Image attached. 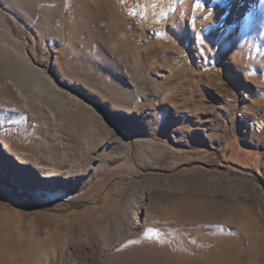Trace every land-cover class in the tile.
Masks as SVG:
<instances>
[{
    "label": "rangeland",
    "instance_id": "1",
    "mask_svg": "<svg viewBox=\"0 0 264 264\" xmlns=\"http://www.w3.org/2000/svg\"><path fill=\"white\" fill-rule=\"evenodd\" d=\"M45 1H0L32 60L0 64V264H264V0H80L82 38ZM101 58L138 85L132 118L85 85Z\"/></svg>",
    "mask_w": 264,
    "mask_h": 264
},
{
    "label": "bare ground",
    "instance_id": "2",
    "mask_svg": "<svg viewBox=\"0 0 264 264\" xmlns=\"http://www.w3.org/2000/svg\"><path fill=\"white\" fill-rule=\"evenodd\" d=\"M0 1L4 5L5 8H7L8 10H10L11 12L16 13V14H18L22 8L26 9L27 11H31L34 8L35 5H38L36 3V1L38 2V0H24V3H22L21 0H0ZM47 1L50 2V4L48 6L54 7V11L55 12L57 10H60V11L63 12V15L65 13L66 15H69L68 17L74 18V22L75 23H74L73 26H70V27H73V29H74L73 35L79 36V38H80L83 35V30H82L80 25L83 22V17H84V14H85V13L83 14L82 10L79 9L80 5H81L80 0H58V1L57 0L56 1L46 0L45 2L48 3ZM99 4H100L99 6L101 8V12L102 13L107 15V13L112 12L116 16V18L120 17V15L118 13L117 6H115V5L111 6V4L103 5L102 2H100ZM250 4H251V2L249 1L248 4H247L246 9H248V7H250ZM22 13L23 12H21V14ZM31 13H33V12H31ZM45 14H46L45 17H40V16H36L35 14H33L30 17L31 22L33 24L37 25V28L39 26H41L39 23L42 21L41 20L42 18L46 19L50 23H55V21H56L55 19L56 18L54 16H52V14L51 15L47 14V13H45ZM23 15H25V14L23 13ZM63 15H62V17H64ZM97 16H95V17H97ZM101 16L104 17V15H101ZM58 17H59V22L60 21L62 22V19H64V18H62L60 16H58ZM253 17L254 16H252V18ZM112 19H114V18H112ZM117 24H119V23H117ZM106 27H107V24H106ZM57 28H60V30L63 31L62 34L58 35V39L61 38V40L63 42L66 39V37H67V36H65L66 34L64 33L65 29L67 27H65L64 24H61ZM109 28L110 29H108V31L113 30V27L111 28V26H110ZM115 28H117V27H115ZM39 29H40V27H39ZM60 30H59V32H61ZM106 30H107V28H106ZM70 31H71V29H70ZM101 34L102 33L100 32V35ZM18 40L8 30L0 28V64L4 65L5 67L10 68V69H14V70L16 69V71H17V68H19V67H21L23 65L24 66H30L29 62L31 60V59H29V57L27 55L28 53H26V51H25V48L27 47V44L25 42L21 41V40L20 41H18ZM105 40L106 39H104V37H103V41H105ZM108 40L109 39H107V41ZM103 41H102V43H103ZM100 44H101V42H100ZM123 45H124V43H123ZM105 46H107V44L104 45V47ZM117 46L120 48L122 46V44L119 43ZM92 49H94V48H92ZM102 50H104V49H102ZM116 62H118V61H116ZM116 62L109 61V60H106L104 58L95 60L93 63L87 65L88 66L87 69H86V75H87L86 79L87 80L85 81V85L87 87H89V86L92 87L93 86V87H97L99 90H101V92L103 91L101 93L99 90H97V91H99V92H97V94H98L97 96L102 102L109 103L112 106V109L114 111H116V114L113 116V118L109 117V120H111L112 122L118 120V118L124 119L125 115H130V117L132 118L133 115H134L133 113L137 112L138 109H139L138 100L134 97L135 94H136L135 91L137 92V86L138 85L132 86V91H134V92H132L130 90V87L127 85L128 84V80L122 74V71L119 70L120 69V65L118 63H116ZM33 65H35V64L33 63ZM104 75H108L109 77L114 78L115 81L107 80L106 82H103L102 77ZM11 81H13V79H11ZM135 82H137V81H135ZM14 86H16V85H15V83L13 81V83H11V85H8V89L12 90V89H14L13 88ZM100 118H101V116H100ZM257 128H259V127H257ZM4 150L10 156H12L18 162V164H20V166H22L26 170L28 168L43 169V172L45 174L50 175L53 172H55L56 168H58V165L61 164L60 161L58 160L57 155H56V150L57 149L55 150L54 148L51 149V148H47V147H38L37 145L36 146L32 145L31 147L28 146L26 149H22L19 146H16V148L14 149V148H12L10 146L5 145Z\"/></svg>",
    "mask_w": 264,
    "mask_h": 264
},
{
    "label": "trees",
    "instance_id": "3",
    "mask_svg": "<svg viewBox=\"0 0 264 264\" xmlns=\"http://www.w3.org/2000/svg\"><path fill=\"white\" fill-rule=\"evenodd\" d=\"M83 206V204H76V205H74V207H82Z\"/></svg>",
    "mask_w": 264,
    "mask_h": 264
}]
</instances>
